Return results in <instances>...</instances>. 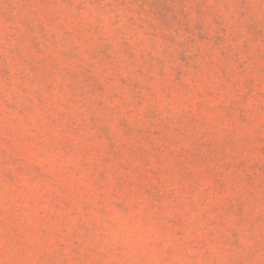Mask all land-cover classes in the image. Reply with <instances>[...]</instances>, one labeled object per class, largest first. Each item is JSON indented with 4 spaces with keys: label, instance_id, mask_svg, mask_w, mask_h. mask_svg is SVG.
Wrapping results in <instances>:
<instances>
[{
    "label": "rangeland",
    "instance_id": "374dc122",
    "mask_svg": "<svg viewBox=\"0 0 264 264\" xmlns=\"http://www.w3.org/2000/svg\"><path fill=\"white\" fill-rule=\"evenodd\" d=\"M0 264H264V0H0Z\"/></svg>",
    "mask_w": 264,
    "mask_h": 264
}]
</instances>
